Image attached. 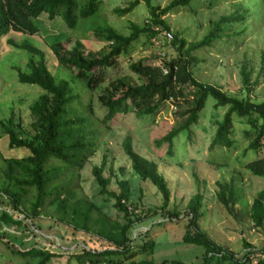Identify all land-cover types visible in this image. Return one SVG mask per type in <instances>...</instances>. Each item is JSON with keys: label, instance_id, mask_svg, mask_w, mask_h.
Wrapping results in <instances>:
<instances>
[{"label": "rangeland", "instance_id": "1", "mask_svg": "<svg viewBox=\"0 0 264 264\" xmlns=\"http://www.w3.org/2000/svg\"><path fill=\"white\" fill-rule=\"evenodd\" d=\"M132 1L135 0H101L98 12L92 17L80 19L75 28L67 27L61 16L50 19L46 13H42L34 20L38 27L37 33L10 32L1 38L0 121L13 115L15 122H20L23 129L30 131L28 133L32 131L33 120L29 106L44 91L35 84L18 81L17 68L27 70L26 63L32 55L24 49L12 47L8 39L16 43L33 44L43 51L49 70L57 78L70 81L80 96V101L73 104L72 108L82 112L91 122L90 129L93 131L96 151L77 172L78 175L76 173L74 186L77 195L90 198L111 219H122V214L113 207V200L98 194L99 187L92 175L93 165L101 164L105 156L103 174L110 177L109 189L118 192L116 180H128L131 190L128 205L136 213L148 215L133 226L130 232L131 245L132 251H136L147 238H151L155 243L153 249L138 253L132 259L116 256V264L140 260H149L153 264H170L172 261L201 264L204 247L182 241L187 223V203L197 192L203 196L202 216L198 225L210 239L236 257L244 250V242L255 249L263 248L264 224L261 227L254 226L249 209L256 193L264 188V177L253 175L245 164L264 154V141L262 154L257 155L252 150L243 153L254 134L251 132L248 136L244 135L243 128L246 125L236 113L232 114L234 145L231 148H210L217 122L221 120L227 108L215 107L211 96L207 97L195 125L175 136L171 146L162 141L163 136L172 127L178 126L186 116L188 104H185L184 98L190 99L192 92L191 87L187 85L183 87L184 98L178 99L179 105L176 107L175 103L169 100L156 115L137 117L134 113L120 114L106 124L103 123L105 108L97 99L102 88L119 77H126L133 84L143 82L140 75L131 71L129 64L139 59L147 64L157 60V49L145 35L139 36L127 54L118 57L116 65L106 70L107 80L93 90L75 78L74 70L58 64L51 50L52 43L56 41L60 43L61 49L69 50L76 40H80L84 45V54L94 57L105 54L109 44L95 37L93 26L108 24L118 32L128 35L132 24L139 27L148 24L150 14L144 0H137L138 4L133 10L123 16L113 13L115 7H125ZM170 1L151 0V3L162 8ZM237 9L245 12L246 21L225 27L220 39L212 42L209 47L194 51L192 55L197 57L199 62L193 64L190 70L197 80L220 86L231 95L249 96L253 102L264 101V0H193L189 5L177 7L161 18L168 24L172 35L177 33L178 38L194 42L209 32L213 21ZM171 41L163 45L166 61L178 57L177 46H173ZM242 65L252 70L251 81L255 84L249 94L242 88ZM126 137L131 139L136 152L157 163L159 172L164 175L170 188L168 209L178 212L180 218L169 219L167 212L153 214L151 208L161 204V193L151 182L140 179L131 168L122 148ZM7 143L8 138L0 127L1 178V169L5 166L3 158L22 157L29 153L26 148L10 149ZM217 181L233 182L237 193L235 215L230 214L218 202ZM0 195L5 197L1 193ZM32 197L33 191L24 195L22 205L18 206L20 211L12 210L6 200L0 198V210H11L13 216L20 220L19 223H4L0 218V264H35L36 260L24 258L12 251L26 250L32 246L59 252L58 257L52 258L48 264H79L75 253L83 243L95 245L100 249L107 246L106 241L97 239L93 234L73 231L55 221L51 218L52 210L49 207L41 208L39 216L29 217L27 210ZM217 261L214 259L210 264H229Z\"/></svg>", "mask_w": 264, "mask_h": 264}, {"label": "trees", "instance_id": "2", "mask_svg": "<svg viewBox=\"0 0 264 264\" xmlns=\"http://www.w3.org/2000/svg\"><path fill=\"white\" fill-rule=\"evenodd\" d=\"M144 1L150 14L148 24L143 27L132 24L128 35L118 32L108 24L93 26L95 37L109 44L105 54L94 57L84 54V45L80 40H76L69 50L61 49L60 43L56 41L52 43L51 50L58 64L74 70L75 78L82 81L88 89L93 90L107 80L106 70L116 65L119 56L129 52L139 36L145 35L150 41L159 29L169 30L168 24L161 18L162 15L177 7L187 6L193 0H171L162 8L153 5L151 0ZM100 4L101 0H0V39L10 32L37 33L38 27L34 20L42 13H46L50 19L61 16L67 27L75 28L80 19L94 16ZM137 4L138 1L135 0L125 7H115L113 13L123 16L131 12ZM245 21V12L237 9L213 21L209 32L199 41L187 42L182 37L178 38L177 33L173 34L171 42L173 46H177L178 57L163 62L168 67L167 74H163L158 65L144 63L142 59L130 63L131 71L140 75L143 82L133 84L128 78L119 77L102 88L97 99L105 108L103 123L106 124L120 114L134 113L137 117L156 115L163 104L169 100L174 102L176 107L179 105L178 99L184 95L183 87L187 85L191 87L192 92L190 99L183 97L185 104H188L186 116L178 126L172 127L163 136V142L171 146L175 136L181 131L189 130L191 125H195L207 97L211 96L215 101V107L226 106L227 108L221 120L217 122L210 148L233 147L232 114L236 113L241 118V122L246 125L243 128L244 135L248 136L251 132L254 134L243 153L252 150L257 155L262 154L264 101L253 102L249 96L231 95L220 86L197 80L190 70L193 64L199 62V59L192 55L194 51L209 47L212 42L220 39L225 27ZM152 27H157L158 30ZM8 42L12 47L24 49L32 55L27 60V70L17 68L18 81L35 84L44 93H41L29 106L33 120L31 133L23 129L20 122H15L13 115L0 121V127L8 138V148H26L29 151L22 157L3 158L5 166L1 169L3 178L0 176V193L5 197L0 198H4L12 210L20 211L18 206L22 205L24 195L33 191L30 207L27 210L29 217H37L41 208L49 207L52 210L51 218L58 223L66 225L73 231L93 234L97 239L106 241L107 246L102 249L85 243L77 248L75 258L79 264H85V261L91 264H99L102 261L106 264H116V256L132 259L138 253L151 251L155 245L151 238H147L136 251H132L130 232L136 223L148 215L136 213L128 205L131 195L128 180H116L118 192L109 189L110 177L103 174L105 156L101 164L93 165L92 175L99 187L98 194L113 200V207L122 214V219L120 221L111 219L90 198L77 195L74 186L76 173L84 167L96 151L89 118L72 108L73 104L80 101V96L69 80L59 79L49 70L41 49L27 42L16 43L11 39H8ZM251 72L252 70L246 65L240 68L242 88L248 94L255 84L251 81ZM122 148L133 171L140 179L151 182L161 193V204L154 209L151 208L153 214L167 212L169 219L180 218L178 212L168 209L170 188L164 175L159 172L157 163L136 152L129 137L124 139ZM245 167L253 175L264 177V154L247 162ZM216 184L218 202L230 214L235 215L237 193L233 182L217 181ZM202 199L201 193L197 192L187 203V223L182 241L204 247V258L201 264H210L214 259H217L219 263L251 264L248 252L245 251L246 248H251L249 243L244 242V250L240 256L236 257L200 230L198 220L202 216ZM249 216L254 226L261 227L264 224V188L256 193L251 202ZM0 218L4 223L20 222L13 216L12 211L7 209L0 210ZM263 249L264 247L260 248V250ZM12 251H16L24 258L36 260L35 264H48L52 258L59 255L57 251L34 246L26 250ZM127 264H153V262L140 260L130 261ZM170 264L183 263L172 261Z\"/></svg>", "mask_w": 264, "mask_h": 264}, {"label": "built area", "instance_id": "3", "mask_svg": "<svg viewBox=\"0 0 264 264\" xmlns=\"http://www.w3.org/2000/svg\"><path fill=\"white\" fill-rule=\"evenodd\" d=\"M154 30H158L157 27H152ZM173 35L171 34V32L169 30L166 29H159L158 33L151 37L150 41H151V45L157 49V60L153 63L156 64L160 67V69L162 70L163 74H167L168 73V67L164 65V61H166L165 57H166V53L164 51V47L163 45L165 43H169L172 39ZM246 252H248V258L250 260L251 264H264V249L260 250L259 249H255V248H246L245 249ZM251 251V252H249ZM85 264H91L90 262L86 261ZM99 264H106L104 261L100 262Z\"/></svg>", "mask_w": 264, "mask_h": 264}]
</instances>
